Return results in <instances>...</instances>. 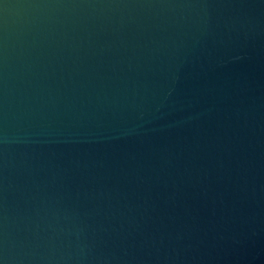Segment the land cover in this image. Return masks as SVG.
Wrapping results in <instances>:
<instances>
[{"label": "water", "instance_id": "water-1", "mask_svg": "<svg viewBox=\"0 0 264 264\" xmlns=\"http://www.w3.org/2000/svg\"><path fill=\"white\" fill-rule=\"evenodd\" d=\"M0 264H264V0H0Z\"/></svg>", "mask_w": 264, "mask_h": 264}]
</instances>
